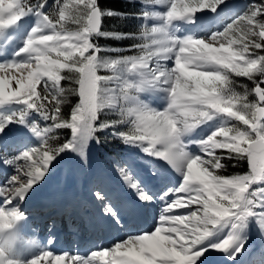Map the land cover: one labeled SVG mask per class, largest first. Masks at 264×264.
<instances>
[{"label": "clouds", "instance_id": "9594fccd", "mask_svg": "<svg viewBox=\"0 0 264 264\" xmlns=\"http://www.w3.org/2000/svg\"><path fill=\"white\" fill-rule=\"evenodd\" d=\"M92 2L65 0L54 13L55 19L48 12L38 13L40 19L37 26L32 28L17 53H23L25 59L12 66L28 73L26 82L21 78L19 87L38 100V85L43 82L47 89L50 83V94L56 102L53 120H58L60 106L67 102L68 96H78L79 100L71 110V121L61 123L71 128L74 136L78 130L88 128L98 119L99 110L119 105L122 119L131 120L132 130L143 134L138 138H155V151L151 154L162 157L177 172L183 173V183L177 191L188 193V201L180 203L177 200L168 207L171 209L180 204L181 207L196 205V208L186 216L169 219L182 225L185 221L193 225L192 230L201 233L202 238L206 233L211 235V232L201 225L210 223L217 227L231 224L233 232L228 240L238 243L239 231L244 226L243 218L248 215V206L252 204L249 189L258 181H264V107H261L264 88L256 84L251 92L258 97V102H249L251 92L237 91L233 78L254 80L257 75L264 78V56L252 58L246 44L233 52L232 45L237 44L238 39L243 41L248 34L255 33L247 24L241 27L239 22H233L224 31L213 33L206 42L203 38L192 36L176 39L163 28L169 39L179 40L180 44L171 68L161 63L150 67V63L162 53L171 52L175 43L172 48L162 46L154 51L147 50L146 44L141 43L137 45L139 55L112 60L100 56V48L92 41L93 36L102 35L95 22V13L90 11ZM217 2L195 0L200 7H212ZM10 7L0 6V21L11 14ZM40 7L43 9L44 5ZM20 15L27 14L20 9ZM16 18L19 19V16ZM229 34L235 35L230 37ZM260 36L264 38V32ZM218 40L225 41L228 47H214L212 42ZM152 43L160 42L153 40ZM255 46L260 47L259 44ZM2 68L3 65H0ZM102 69L137 74L140 79L133 83L128 79L119 80L118 77L98 74ZM114 79L117 80L115 88L110 84ZM62 81H70L71 86L67 89L61 87ZM156 84L166 86L164 91L168 103L163 111L128 103L134 99V92L143 86ZM218 115L227 118L224 126L199 142L208 159L187 152L182 138ZM228 121L239 123L230 124ZM61 124L55 127L61 128ZM217 150L227 151L229 158L233 154L241 161L246 158L250 171L236 175L218 174V170L226 166L216 155ZM178 232L187 234L183 227H174L173 233ZM119 247V244L115 246ZM92 255L96 256V253ZM30 261L18 260L17 264H30Z\"/></svg>", "mask_w": 264, "mask_h": 264}, {"label": "rangeland", "instance_id": "374dc122", "mask_svg": "<svg viewBox=\"0 0 264 264\" xmlns=\"http://www.w3.org/2000/svg\"><path fill=\"white\" fill-rule=\"evenodd\" d=\"M180 1H182L179 3V9H181V11H182V5H185L188 3H191L193 6H197L195 3V0H180ZM224 1L225 0H222V2L219 5H217L215 10H212V9H209L206 7H198L197 6V10L195 12L185 13V16L191 15L193 17L191 20H188L186 18L185 19H174L171 22L173 25L176 22H179V23H178V25L173 26V28L175 29L174 36H171L170 34H169V36L176 38V39H184L188 36H192V37L198 39V36L199 37L200 36H204V37L208 36L207 33L208 32L210 33V28H211V27L209 28L208 25L211 24V26H212L213 18L215 17V16H212V14L215 13V15H216V14L221 13V11L223 9L222 4ZM226 1L230 2V5H233L232 7H237L238 9H236V10H238V11L233 12V14H229V16H226L225 17V21H226L225 25L222 27L218 26L219 28H217L216 32L224 31L228 25L232 24L235 20H238L239 17H241V16L243 18L239 21V24L241 25V27L243 24H247V27L249 29H252V25L255 23V21L248 18V17H251L253 15L252 6L255 5L257 10H258L259 5H264V0H226ZM64 2H65V0H52L51 3L53 5H57L58 9H59V7ZM51 3L43 4L44 5L43 11L45 13H46L47 9L51 6ZM163 4H164L163 0H149V4H148L149 8L147 9L149 13L145 16V20L147 22L148 30H151L152 28H165L164 22L166 21V19L164 17H165L166 12L168 11V5L166 6ZM40 10H41V7L36 13L37 14L40 13ZM199 10L202 12L200 13ZM236 10H234V11H236ZM217 11L219 13H216ZM36 13L33 12V13H29V14L36 15ZM222 13L224 14L223 11H222ZM29 14L25 15V17H27ZM234 14H235V16L230 18ZM204 15H208L209 18H211V19L207 23V25H202V30H201L200 34L198 35L197 32H195V33L192 32L190 28H191V26H194V27L197 26V28H198V23H196V22L199 20L200 16H204ZM25 17H23L22 19H24ZM158 17H160V19ZM205 19H208V18H204L202 21H204ZM257 19L261 22H264V15L257 17ZM30 27H28L26 30H24V32L21 33L22 37L19 40V46L20 47L24 46V43H25L26 39L28 38L32 28H34V25L31 24ZM257 27H258V25H257ZM229 35L231 37L232 35H235V34H229ZM252 36H255V34L254 35L248 34L247 38L244 39L243 41H240L238 39L237 44L232 45V51L233 52L238 51L239 48L244 44L248 45V42ZM0 41H1L0 42V51L2 53L3 49L5 51L7 50V49H5L7 42H4V39H2ZM12 44H15L14 41L12 42ZM213 46L214 47H228L226 42L222 41V40L214 41ZM248 51H249V53H252L249 50V46H248ZM23 55L24 54L21 53L20 55H17L14 59L12 56L8 55V53H7V55H6V53H3V56L0 55V63H9L12 61H17L19 59L23 60V59H25V56H23ZM168 61L169 62L167 65L165 63H163V64L161 63V65H163L167 68H171L172 66H174V62L172 59H169ZM150 67H155V62H153V60L150 63ZM11 69H13V68H10L7 73H9L11 71ZM1 73L2 72H0V74ZM128 75H129L128 80L133 82V83L139 81V79H140L139 75H137V74L128 73ZM110 84H111V87L115 88L116 86H114V84L116 85L117 81L113 80L112 82H110ZM165 87L166 86L163 84L143 86L141 90L134 92V99L129 101L128 103L131 106H140V107L148 106L147 108H149L151 105L150 101H155V107L153 109H155L157 111H163L167 107L168 100H166V99L164 100V98L158 97L159 96L158 93H159V91L165 92L164 91ZM39 89H41V91H43V92L46 91L47 95L52 97V95L50 94L52 91V87H51L50 83L48 85V88L46 89L43 82H41L37 87V91ZM151 94L152 95L155 94V97H152ZM32 97H33V99L36 98L35 95H33ZM158 99H159V101H158ZM248 99H249V102H251L250 97ZM262 106H264V103L262 104ZM107 109L117 113L118 114L117 118L119 119V121L124 122L125 124H127V126H130V131L132 132L133 126H132L131 120L124 121L122 119V117L119 114V105H117L113 108H107ZM40 119L41 118L38 115L32 114L30 109L28 108V106L22 102L12 101V102H8V103L0 105V125L3 126V131H0V143H1L2 139H4L5 137L7 138V140L4 141V143H5L4 146L0 147V149H1V152H0V175H3V177L0 178V188L8 189V191L10 190L9 196L8 195L5 196V195H2L3 193H0V195L3 197L2 199L0 198V201L2 203V205H1L2 208L4 207L3 204L6 203L13 196V191H14L15 187L22 184L27 179L26 175L24 176V178H18L16 170L12 169L13 165L15 164V165H17V167H20L19 170H21L25 174L26 172H28L30 170L29 165H31L36 159H38V156H36V157H31V159H29L28 161H25L22 158L16 160L15 157L18 158V157L22 156V154L25 151H29L32 148H37L41 152L44 151V149H43L44 134H43L42 129L40 128V121H41ZM226 119H227L226 117H224L222 115H218V116L214 117L212 120H208V121L204 122V123L210 122L212 124H217L219 127L214 129V127H213L214 125H213V126L209 127L208 130L200 131L202 133V136H199V137L202 138V140L207 139V137L210 136L213 132L217 131L220 127L224 126ZM228 122L230 124L231 123H239L236 121H228ZM204 123H202V124H204ZM230 124H229V126H230ZM201 125H199L193 131L198 130V128H200ZM241 127H243V125H241ZM37 128L40 130L39 132L35 130ZM21 134H22L21 140L23 141V143L20 145H17L18 144L17 140H19V138L17 139V137H19V135L21 136ZM9 140H10V142H9ZM13 142H14V144H12ZM146 143L147 142H145V143H142V142L133 143V145H131L125 151V153L123 155L122 164L117 166L115 169L107 170L101 166V164L98 160V157L96 155L97 143L92 138V136L90 135L88 137L87 141L83 144V155L81 154L80 142H79L78 138L75 137L74 146L63 157L59 158L58 160L53 159L50 162V164L48 165V170L52 167H54L53 169H55L59 166H64L66 169V172L67 173L69 172L71 177H73V175L75 177L77 176L76 178L79 179V182H86L87 181L86 179L89 178L90 183L93 186H95V188L98 189L97 192L99 191V192H101V194L106 193L105 189L110 187L111 184L114 183L113 179H115V178L120 182L121 186H123L124 183L126 185L129 184V182L124 178L121 170H123L125 173H127L131 177L132 182H134L136 185H140L141 184L140 180H142V178H141L142 171L146 170L144 172L145 175L146 176L149 175L152 178L155 177L154 175H158L160 173V171L157 172L155 169L152 168V165H151L152 159L156 155L151 154L149 152H146L144 150L145 147L148 146ZM78 149H79V154H77L78 157L73 159L72 155L74 154V151L77 152ZM8 151H12L13 153L10 152L8 154ZM218 151L219 150L216 151V154ZM192 153H193V151H192ZM193 154H194V156H201L205 159H208L205 152H203V151L199 152V155L197 153H193ZM5 155L11 156L9 163L6 162V159H5L6 156ZM13 160H15V163H12ZM63 161H64V163H62ZM6 164H7V166H6ZM55 166H57V167H55ZM53 169L50 171L51 173H53V171H54ZM172 171L173 170H171V172L168 175L169 178L174 176ZM218 172H219V170H218ZM151 174H153V176ZM45 175H47V174L45 173ZM13 176H17V181L14 182L15 186L14 185L9 186V184H8L9 180ZM101 177H103V179H101ZM101 181H102V183H101ZM35 184H37V183H34V185ZM181 184L182 183L179 181V179H177L175 182L174 181L170 182V185H172L173 188H178L181 186ZM263 184L264 183H261L260 185L263 186ZM116 185L118 187H121L118 184H116ZM7 186H9V187H7ZM166 187L167 186H165L162 189H159V193H158L159 195H152L150 193V191H152L151 189L150 190L146 189L145 191L141 190V194L142 193L147 194L150 197L149 201H152L153 205L155 202L158 204L160 203V206L168 207L169 206L168 202H167V204H165L164 201H162L160 199V196H163V194H164L163 190H165ZM258 188L259 187L252 186L249 189V191H253V190H256ZM260 188H262V187H260ZM124 191L128 193V191H126V190H124ZM116 198L121 200V197H116ZM262 199H264V198H262ZM171 200H173V199H171ZM22 201L23 200H20L19 198H17L16 202H17V204L18 203L21 204V203H23ZM187 201H188V197L185 198L184 201H180V203H187ZM104 205H105V208L110 207V206H108L109 203L105 202V201H104ZM8 208L5 210L6 213H10V211H7ZM13 208H14V206L9 208V209L11 210ZM172 208L177 209V212L174 215L186 216L188 213L195 210L196 205H192L190 207H181L180 204H177V205L173 206ZM178 210H181V211H178ZM162 212H163L162 210H155L154 212H151V224L150 225L151 226L155 225V227H159L160 229L161 228L164 229V233H163L164 237H167L172 241L174 240V242L176 243L177 237H179L180 239H184V232H178L176 234H173V228L174 227L175 228L183 227L186 231H191L193 229L194 226L187 224L186 221L182 225L179 221L169 219V217H164V216L161 217ZM253 212H254V214L244 222L243 228L240 229V231H239V242L242 244H239L237 246V245H235L236 244L235 243L234 245H232L231 247L234 248V246H236V248H234V250L231 252L230 255H232V256H233V254L236 255L238 252L236 249L237 248L240 249V248L244 247V244L247 240V236L249 234H253L252 233L253 230L257 231L259 233L261 231V229L264 228V204L258 203V206L253 209ZM171 217H174V216H171ZM119 224H121V223L119 222ZM165 229H166V231H165ZM37 230H38V228L34 227L32 229V231L30 232L31 234L24 236L23 239L27 243L26 245L38 244L37 241L41 238H39V236H37L38 235ZM221 230H226V231L221 233L220 232ZM153 231H154V229L152 230V232ZM231 231L233 232L231 224H228L226 226H217L216 230L213 231V233L205 241H207L209 239L208 243L211 242V245H216L220 241L222 242L225 235H227V234L229 235V233H231ZM0 235H1V233H0ZM74 239H75V237L73 236L71 238V241L74 242ZM186 239H188V238L186 237ZM256 242H259V243H257L256 245L252 244L250 246L251 248H249L245 251L247 253V255L252 254L251 263H253V264L256 263L254 261V257H253V254L255 252H258V254H260V255H258V258H261V257L264 258V238L259 237V241H256ZM39 244H42V241L39 242ZM241 245H242V247H241ZM177 250H179V249L177 248ZM91 253H92V251H89L86 255L88 256ZM21 256L23 257L24 260H26V259L28 260V257H26L25 255H21ZM95 258H97L96 261H98V257H95ZM227 259L228 258H225V259H223V261H226ZM246 259L250 260L248 258H246ZM17 260H21V259L18 258ZM241 264H246V262L244 263L242 261Z\"/></svg>", "mask_w": 264, "mask_h": 264}, {"label": "bare ground", "instance_id": "6f19581e", "mask_svg": "<svg viewBox=\"0 0 264 264\" xmlns=\"http://www.w3.org/2000/svg\"><path fill=\"white\" fill-rule=\"evenodd\" d=\"M164 4L163 5H168L166 3V0H163ZM162 2V1H161ZM175 2L177 3V10L179 12H181V9H179V3L182 2L180 0H175ZM0 6H6L5 4V0H0ZM233 5H230V2L228 1H224L222 4V11L224 12V14L219 13L218 11L216 14L213 13L212 16H215L213 18V22H212V26L211 24L208 25V27L210 28V33L208 32V36L204 37V36H198L202 30V25H207V23L210 21L211 18H209L208 15H204V16H200L199 20L196 22L198 23V28L197 26H191V31L192 32H197V36L198 39L203 38L205 39L206 42L209 41V37L213 34L216 33L217 28L222 27L225 25L226 21H225V17L229 16V14H233V12H237L238 9L237 7H232ZM181 7V6H180ZM225 9V10H224ZM236 10V11H234ZM199 12L201 13L202 11L199 10ZM211 16V15H210ZM235 14L233 16H231L230 18L234 17ZM25 17V16H24ZM160 19V17H158ZM204 18H208L205 19L204 21H202ZM12 18L9 17L8 20H11ZM40 19L39 15H34V14H29L27 17H25L24 19H21L17 25H14L12 27H9L8 29L4 30L2 33H0V40L4 39V42H7V45L5 46V49H7L6 51L3 49V52L1 53L0 51V55L3 56V53H8V55L12 56L14 59L17 56V53L20 52V49L22 47L19 46V40L22 37L21 33L24 32V30H26L28 27L31 26V24L34 25V27L37 26L38 20ZM227 19V18H226ZM7 21L3 20L0 21V29L4 28L6 25ZM165 23V22H164ZM179 22L174 23L175 25H178ZM219 26V27H218ZM173 27V25H172ZM31 28V27H30ZM23 40V39H22ZM14 41L15 44H12V42ZM1 42V41H0ZM22 42V41H21ZM214 43V41L212 42ZM9 48V49H8ZM5 55V54H4ZM9 56V57H10ZM6 57V56H5ZM7 58V57H6ZM167 60H161L160 63H165L166 65L168 64ZM174 62V58L172 59ZM13 62V61H12ZM153 62H155V58H153ZM27 76L28 73L25 71H22L19 68H13L11 69V71L9 73H1L0 74V85L3 84V80L6 79L9 81L7 87H6V93H10L12 91H18L19 90V84H17L16 79L15 78H23L26 82L27 80ZM2 90V89H1ZM158 93V92H157ZM159 96L161 98H164V100H167V93L163 92V91H159ZM152 97H155V94L152 95ZM159 101V99H158ZM150 109H153L155 107V101H150ZM157 104V103H156ZM148 107V106H146ZM214 125V126H213ZM213 126L214 129L218 128L219 126L217 124H212L210 122L204 123L200 126V128H198V130L196 131H192L188 134H186L182 139L186 145L185 150L194 156L193 153H197L199 155V152H202L201 146H200V141H203L202 138H200L199 136H202V133L200 131H205L208 130L209 127ZM22 134L21 136L19 135V137H17V139L19 138V140H17L18 144L20 145L23 143V141L21 140ZM12 141V140H11ZM10 142V140H9ZM4 140H1L0 143V147L4 146ZM14 144V142L12 143ZM7 147V146H6ZM8 148V147H7ZM13 151V150H12ZM12 151H8V154ZM193 151V153H192ZM1 152V149H0ZM204 152V151H203ZM13 153V152H12ZM79 154V149L77 150V152L74 151V156L72 155L73 159H75L76 157H78ZM5 159L6 162L9 163L11 156L9 155H5ZM70 158V157H69ZM68 158V159H69ZM15 159L17 160V158L15 157ZM66 161V160H65ZM64 163V161L62 162ZM168 166L165 169H160L162 170L158 175H154L155 177H151V176H146L145 175V171H142L141 174V184L137 185L136 188H133L130 183L128 185H126L124 183L123 186L120 185V182L115 178L113 179V184H111L110 187L105 189L104 196L105 197V201L110 202L111 206H116L118 210H122L123 207H127V208H132L131 207V203L127 200L124 199L125 195H128L129 197L138 200L139 202H142L144 200H141L140 196H141V190H150L152 187V189H162L165 186H167L165 188L164 194L163 195H168L170 192H173L172 195L170 197H167L168 200L170 199H176L180 200V201H184L185 198L188 197L187 193H178L175 195L174 193V189H178V188H173L172 185H170V183L167 182H172V181H176L177 179L180 180L181 183H183V173L181 172H177L172 165L167 161ZM11 165V164H10ZM7 166V164H6ZM58 166V165H57ZM55 166V167H57ZM54 167L50 168L41 181H39L37 184L33 185V187L28 191V193L26 194V196L22 199L23 203H18L17 204V198L14 196V191L17 187H19L20 185H16L17 187H15L14 191H13V196L6 202L4 203V207L3 209L6 210L8 207L11 208L14 206L13 209L18 210L19 213H22L24 216H33L35 217V226L38 228L37 230V236H39V239L37 242L38 244H31V245H26L27 243L25 242V240L23 239L24 237H19L20 239V243L23 245V250L19 251L13 248V246L11 245L10 248L8 249V256L10 259H21L20 261H30L31 259H37V264H76V261L69 259V256H78V257H82L85 259H88L90 257H92L93 253H104L107 252L108 255L107 257L110 258L111 255H113V253L115 252V246L116 244H121L122 247L119 251H123L126 254H128V247L127 245L124 244V241L128 240L129 238H131V236L134 235H151L152 234V230L154 229L155 231V225H150L151 224V212H154L155 210H162L163 212L168 209L170 215H174L177 212V209L175 208H171L169 209L168 207H163L160 206V203H155L153 205L152 201H144L146 202V205L144 206L146 212H147V216H148V223L147 225L141 224L140 227H136V225L134 224V227H124L123 225H118L119 230H120V234L122 235V238L119 239L117 234L113 235V239H114V245H107L105 243L104 240V229L102 227V224L98 221H96L94 219V216L91 214V208H98V210H104L106 213L109 209L108 208H103L102 207V201L103 198H100L101 200L98 202H95L94 205L91 204L89 205L87 202V199L85 197V193L89 192V194H95L98 192V189L95 188V186H93L90 181L89 178H87L86 182H79V179H77L74 175L73 177H71L70 173L66 172V169L64 166H59L55 169H53ZM14 170H16L18 178H24L25 174L19 170L20 167H17V165H13ZM54 170L53 173H51V170ZM172 171V173L174 174V176L172 177H168L169 173ZM153 176V174H151ZM58 176H62V184L61 185H72L74 183L77 184L78 186V190L80 192V196H79V204H78V212H80L81 214V221L80 222H76L72 216L73 214V210L71 209H67L66 213L64 214V218H62V220L60 222H57L56 219V215H54L51 219L49 220H45L44 217L46 215L50 214H55L54 210L49 209L46 211H37L36 209L31 211L30 208H32L35 205L36 200L38 201H42V203L44 205H49L51 206L52 204V198L51 195L50 196H42L41 194L44 192L49 191L48 187L52 186V190L50 191V194L57 190L60 185L57 184V177ZM3 175H0V178H2ZM85 178V177H84ZM117 181V182H116ZM107 183V182H106ZM105 183V184H106ZM9 186L10 185H14V182H9L8 183ZM116 184H118L121 187H118ZM114 187H113V186ZM148 185V186H147ZM5 186V185H4ZM7 186V187H9ZM15 186V185H14ZM124 190L128 191L125 192ZM72 191V190H71ZM9 192L8 189H3L2 191V195H8L9 196ZM101 193V192H100ZM150 193H152L150 191ZM140 194V195H139ZM1 196V195H0ZM178 196V197H177ZM115 197H121V201L120 202H116L113 201L112 199ZM1 199L3 198L2 196L0 197ZM111 199V200H110ZM21 200V199H20ZM33 205H30L32 204ZM169 205V204H168ZM109 206V205H108ZM160 207V208H159ZM8 208L7 211L11 210ZM151 210V211H150ZM181 211V210H178ZM94 226V228L90 229V227ZM61 230L62 234H63V239L61 242V246H60V250H62V248L64 250H67V254L64 257L63 260L57 262V260L55 259L56 254H52V249L50 247V243L52 240H55L52 236H48L47 239V234L48 232L50 233L51 230H53L54 228H57ZM94 230H97V232H94ZM162 230V231H161ZM153 231V232H154ZM166 231V229H165ZM170 231V230H169ZM226 230H221L220 232H225ZM164 233V229H160L158 228L157 231L155 233L152 234L153 237H156L153 240L150 241H146L145 242V249L142 250H137L134 248L132 249V252H138V258L140 259V264H155V261L151 259L152 253H153V249H159V248H167L168 245L170 243H175L174 240H170L167 237H164L163 234ZM232 233V231H231ZM229 233V235L231 234ZM253 234H249L247 236V240L244 244V247L240 248L239 250H237V254H231V252L234 250V248H236V246L230 247L227 251L223 250V249H218L215 247V245H211V243L209 244L208 241H205V244H208L209 246L206 249H202V255L201 257L198 258L199 259H203L204 257H207V261L206 264H241V262L243 261L244 263L249 261L246 258L250 259L252 258V254L251 255H247V253L245 252L247 249L251 248L250 246L252 244H257L259 242V237L260 238H264V228L261 229V231L258 233L257 231L252 232ZM31 233L25 234V235H29ZM24 235V236H25ZM76 235H80V238L77 239ZM228 234L225 235L224 239H226L228 236ZM23 236V235H21ZM75 237L74 242L71 241L72 237ZM223 239V240H224ZM42 241V244H39V242ZM96 242L97 244H100L101 246H106V248L103 249H97L96 247L93 246V242ZM256 242V243H255ZM0 243H5L7 245V241H5L2 238V234L0 235ZM221 243V241L219 242ZM242 244L240 242L236 243L235 245H239ZM80 247V250H78L77 248ZM173 251H175V249H172ZM47 251L50 253L49 256H44L43 253ZM89 251H92V253L90 255H86ZM178 251V250H177ZM221 251V252H220ZM236 252V251H235ZM21 255H25L26 257H28V260H24L23 257ZM39 255V257H37ZM235 255V256H234ZM258 252H255L253 254L254 257V261L256 262L255 264H264V258H258ZM62 256V255H59ZM90 256V257H89ZM101 255H97L96 257H100ZM95 258V257H94ZM93 258V264H99L98 261H96L97 258L94 259ZM228 258L226 261H223V259ZM159 259V258H158ZM97 263H96V262ZM253 264V263H252Z\"/></svg>", "mask_w": 264, "mask_h": 264}, {"label": "snow or ice", "instance_id": "6c2138e0", "mask_svg": "<svg viewBox=\"0 0 264 264\" xmlns=\"http://www.w3.org/2000/svg\"><path fill=\"white\" fill-rule=\"evenodd\" d=\"M222 2V0H218L217 3H215L212 7L204 6L206 8L212 9L213 7L216 8L217 5H219ZM166 3L168 4V11L165 14V19L169 23L173 21L174 19H188L191 20L193 17L191 15L185 16V13H193L197 10V6H193L191 3L182 5V11L178 12L177 10V3L175 0H166ZM6 6H11L9 8L10 15H5L4 20L7 21L4 28L0 29V33H2L4 30L8 29L9 27H12L14 25H17V23L25 16L20 15V9H23L24 13L29 14L35 12L32 10L31 5L25 6L24 0H5ZM200 7V6H198ZM31 8V11L29 9ZM253 8V15L251 17H248L249 19H252L255 21V23L252 25V31L255 32L256 39L253 41V46L257 48L255 45L259 44L260 47L257 49H264V38L260 36L261 32H264V22H261L257 19V17L264 15V5H259V9L257 10L256 6H252ZM90 11H93L95 13V16H99L100 13L97 11V5L95 3V0L92 2V7ZM40 12H43V9L40 10ZM36 13V12H35ZM37 14V13H36ZM111 14V13H109ZM38 15V14H37ZM19 16V19L16 17ZM11 17V20H8V18ZM242 16L239 17L238 20H235L234 22H239L241 20ZM258 25V27H257ZM228 27V26H227ZM226 27V28H227ZM143 39L146 41V48L147 50L154 51L159 47H173V43H175V48L167 54H161L158 58H155V65H159L161 60L164 59H175L176 52L179 49V40L173 41L172 39H169V36L166 32L163 31V28H152L151 30L145 29L143 33ZM153 40L159 41L160 43L154 44L152 43ZM25 56V55H23ZM260 56L258 53H251L252 58H258ZM22 59H19L17 61L9 62V63H0V65H3V68L0 69V72L7 73L10 68H14L15 64L19 63ZM17 84H21L22 80L21 78H15ZM9 81L4 79L3 84L0 85V105L17 101V102H24L25 100L28 101L26 104L29 109H35L45 118L49 120H53V116L56 115L55 111L52 110L54 114H50V111L48 108L41 107V101L37 99H33L32 96H30L24 89L19 87L18 91H12L10 93H6V87L8 85ZM257 84L261 85L264 84V80L259 81ZM261 87V86H260ZM264 88V87H261ZM43 100V98H41ZM44 102V101H43ZM25 104V103H24ZM97 120V119H96ZM95 120V121H96ZM56 124H61L58 120ZM54 125V126H55ZM110 126V125H109ZM61 127H65L64 124H61ZM103 127V125H102ZM36 131H40L38 128L35 129ZM0 131H3V126L0 125ZM51 131V128L44 130V135ZM93 132V123L86 129L78 130L75 134V137L78 138L80 145H81V154L83 155V144L87 141L88 137L92 135ZM125 137L126 142H142L148 145L145 147L144 150H147L146 152H153L155 151V145H154V137H144V138H138L140 136H143L142 133H137L132 130L131 133L122 134ZM44 144H47V139L45 140ZM72 145H65L64 147H60L57 149H46L44 151H39L37 148H32L29 151H25L22 156L18 157L17 159H23L25 161H28L31 159V157L38 156V159H36L31 165H29V171L25 173L27 179L20 184L19 187H17L14 191V196L19 199H23L28 191L33 187L34 183H38L43 179L45 176V173L48 170V165L53 160L54 156L59 154V152L65 150V148H71ZM51 153V154H50ZM31 154V155H30ZM12 163H15V160L12 161ZM258 163V162H257ZM122 174L124 178L130 183V185L133 188H136L137 185L132 182L131 177L125 173L123 170ZM17 181V176L11 177L9 182H15ZM264 183V181H258L257 183L253 184H261ZM252 185V186H253ZM251 186V187H252ZM250 187V188H251ZM180 188V187H179ZM178 188V189H179ZM3 189L0 188V193H2ZM175 195L178 193H186L184 191H177V189L173 190ZM256 193L255 195H252V193ZM188 194V193H187ZM100 198H103L101 194H97ZM189 195V194H188ZM178 197V196H177ZM249 197L252 200V204L248 206V215L243 218V222H245L249 217H251L254 212L253 209L258 206L259 204H264V188H258L253 191H249ZM141 200L147 201L150 199V197L147 194L142 193L140 196ZM166 200H168L167 197H165ZM174 200H168V204H172ZM108 211H111V208L108 209ZM195 211V210H194ZM233 212L237 211L236 209H232ZM192 212V211H191ZM168 209H166L164 212H162L161 217H171L176 215H170ZM23 219L22 213H19L16 209H11L10 213H6L5 210L0 207V233H4L8 229H12L20 220ZM201 227L207 229L211 234L213 231L216 230V227H214L212 224H206L201 225ZM159 227L155 228V231L152 232L155 233ZM187 234H184V239H180L177 237L176 243H170L167 248H159V249H153V253L151 256V259L155 261V264H206L207 257H204L203 259L198 258L202 255V249H206L209 245L205 244L204 241L210 236L205 234V236L202 238L201 233L196 232L194 230L186 231ZM152 234L149 235H134L131 236L128 240L124 241V244L128 247V254H122V258H120L117 261V264H140V259L138 258L139 253L138 252H132V249L135 247L137 250L145 249V242L155 239L156 237H153ZM174 234V233H173ZM186 237L188 239H186ZM13 237L9 236L7 245L5 243H0V251L3 252V255L0 256V264H17L16 259H10L8 256V249L11 246ZM211 242H209L210 244ZM119 244V243H118ZM235 243L231 240H228V237L224 239L221 243H218L215 245L218 249L228 250L232 245ZM117 245V244H116ZM119 248H115L114 251H119L122 247L121 244H119ZM242 247V246H241ZM177 248L179 249L177 251ZM172 249H175L173 251ZM44 256H49L50 253L45 251L43 253ZM97 255L101 256H107L108 253H96ZM93 256L85 259L78 256H69L68 258L71 260L76 261V264H86V262H91L93 264V258L96 257ZM39 257V255L37 256ZM159 258V259H158ZM55 259L57 262L64 259L63 256H56ZM30 264H37V259H31Z\"/></svg>", "mask_w": 264, "mask_h": 264}, {"label": "trees", "instance_id": "16d2710c", "mask_svg": "<svg viewBox=\"0 0 264 264\" xmlns=\"http://www.w3.org/2000/svg\"><path fill=\"white\" fill-rule=\"evenodd\" d=\"M51 2L52 0H24L25 6L31 5L32 10L35 12L40 9L42 4ZM95 3L97 7L100 8L103 16L102 29L100 32L102 35H96L92 38L93 43H96L100 48L99 55L112 60L139 55L140 52L137 45L146 42L143 39V33L145 29H148L145 16L148 13L149 0H95ZM57 10L58 6L51 3L46 13L48 12L55 19L54 13ZM255 39V36L250 38L248 42L249 50L252 53L264 55V49H257L253 46V41ZM98 74L111 75L118 77L119 80L128 79L129 77L128 73H113L109 69H102ZM65 75H67V73H65ZM233 79L236 81L234 84L236 90L243 93L246 90L251 92L255 85L264 78L257 75L254 80H250L247 77H234ZM114 80L117 81L116 79ZM70 86V81L61 82V87L65 89ZM114 86L116 85L114 84ZM260 86L264 87V84ZM38 92V100L41 101V105L48 108L50 114H54L52 110L55 111L56 102L51 96L47 95L46 91L43 92L39 89ZM45 97L47 98L45 99ZM249 97L251 102H257L254 92H251ZM41 98H43V100H41ZM61 99H63V97H61ZM78 100V96L67 97V102L60 106L59 122L71 121V110ZM30 111L32 114L38 115L41 118L40 128L43 133L44 130L51 128V131L48 132L46 136L44 135V142L47 139V144H43L44 150L57 149L65 145L74 146L75 136L71 128H56L54 125L57 121L45 119L40 112L35 109H30ZM117 116V113L103 108L98 112V119L93 122V132L91 136L97 143L96 154L102 167L107 170L115 169L117 166L121 165L125 151L133 145V142H126L124 135H122L131 133L130 126L119 121ZM71 148H65V150L55 155L53 159L58 160L67 154ZM216 155L222 158L221 163L226 166L224 169H220L218 174L236 175L246 174L250 171L246 158L243 161L238 160L235 154L229 158V153L225 150H219ZM253 186L264 188V184L263 186L260 184Z\"/></svg>", "mask_w": 264, "mask_h": 264}, {"label": "water", "instance_id": "95a60500", "mask_svg": "<svg viewBox=\"0 0 264 264\" xmlns=\"http://www.w3.org/2000/svg\"><path fill=\"white\" fill-rule=\"evenodd\" d=\"M97 11L100 13V18H99V16H95V22H96V25H97L99 31L101 32V29H102V23H103V16H102V13H101V10H100L99 7H97ZM254 94H255V93H254ZM255 96H256V95H255ZM256 98H257V101H258V97H257V96H256ZM262 104H263V103H262ZM262 104H261V107H264V106H262Z\"/></svg>", "mask_w": 264, "mask_h": 264}]
</instances>
